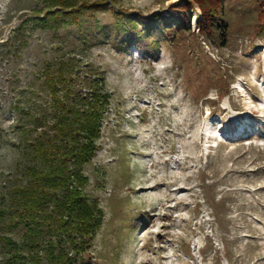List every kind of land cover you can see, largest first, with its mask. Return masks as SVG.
<instances>
[{
  "label": "rangeland",
  "instance_id": "rangeland-1",
  "mask_svg": "<svg viewBox=\"0 0 264 264\" xmlns=\"http://www.w3.org/2000/svg\"><path fill=\"white\" fill-rule=\"evenodd\" d=\"M66 1L0 0V206L33 164L25 113L47 99L43 65L69 54L110 98L84 166L103 222L79 264H264L261 0H224L225 46L197 35L187 0ZM48 11L59 27L29 21L14 49ZM126 15L136 26L120 32Z\"/></svg>",
  "mask_w": 264,
  "mask_h": 264
},
{
  "label": "trees",
  "instance_id": "trees-1",
  "mask_svg": "<svg viewBox=\"0 0 264 264\" xmlns=\"http://www.w3.org/2000/svg\"><path fill=\"white\" fill-rule=\"evenodd\" d=\"M69 2L51 4L68 7ZM195 3L200 9L197 35L217 38L225 46L224 0H187L179 12L191 10ZM48 14L17 27L21 39L13 48L27 45L23 36L29 21L44 29L58 28L62 16ZM121 17L120 32L136 26L132 16ZM40 79L47 99L25 113L31 123L26 146L33 164L23 171L25 184L10 192L7 206H0V246L6 253L1 264H79L103 222L98 201L84 193L88 185L84 166L96 155L102 115L109 105L104 75L92 68L82 71L78 60L64 54L44 63Z\"/></svg>",
  "mask_w": 264,
  "mask_h": 264
}]
</instances>
